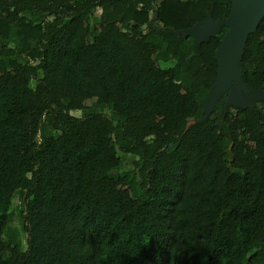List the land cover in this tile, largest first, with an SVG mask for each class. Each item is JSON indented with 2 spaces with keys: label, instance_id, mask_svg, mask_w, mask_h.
Masks as SVG:
<instances>
[{
  "label": "trees",
  "instance_id": "obj_1",
  "mask_svg": "<svg viewBox=\"0 0 264 264\" xmlns=\"http://www.w3.org/2000/svg\"><path fill=\"white\" fill-rule=\"evenodd\" d=\"M230 13L0 0V264H264V102L199 121L228 28L187 33ZM240 70L264 93V17Z\"/></svg>",
  "mask_w": 264,
  "mask_h": 264
},
{
  "label": "water",
  "instance_id": "obj_2",
  "mask_svg": "<svg viewBox=\"0 0 264 264\" xmlns=\"http://www.w3.org/2000/svg\"><path fill=\"white\" fill-rule=\"evenodd\" d=\"M229 1L231 3V13L226 21H213L209 19L210 24H206L207 20L203 24L194 26L187 31L196 40L199 35H203L202 40L205 39L203 40L205 42L209 37L219 32L223 26L228 28V33L223 38L216 53L218 63L216 83L213 86L211 95L206 101L204 115L199 121L207 119L211 114L218 99L222 96L220 95L221 91H223L222 94H226L227 90L229 91L231 87L249 94L256 102H264V93L245 85L242 81L240 70V61L246 38L255 31L260 20L264 17V0ZM202 28H204V31H202ZM190 124H195V122Z\"/></svg>",
  "mask_w": 264,
  "mask_h": 264
},
{
  "label": "rangeland",
  "instance_id": "obj_3",
  "mask_svg": "<svg viewBox=\"0 0 264 264\" xmlns=\"http://www.w3.org/2000/svg\"><path fill=\"white\" fill-rule=\"evenodd\" d=\"M160 1L161 0H155V4L158 5ZM209 1L212 2V0H209ZM152 18H153V15H152ZM44 20H46L45 16H41L38 19H36L37 22H41ZM206 24H210V21L208 20L206 22ZM202 31H204V28H202ZM202 38H203V35H199L197 38V41L200 42L202 40ZM203 40H205V39H203ZM18 60L20 62H24V60L22 58H18ZM150 63L152 65L155 64V62L153 60H151ZM222 93H223V91H221L220 95H222V96L218 99L216 105L219 104L220 108L224 109L225 111H228L230 109V107H232V106H238L241 108H245V107L254 106L257 103L252 96H250L249 94H247L245 92L244 93L240 92V91L236 90L234 87H231L229 89V91L227 90L226 94L225 93L222 94ZM122 160L126 164V166L129 167L130 164L134 161V158H131L128 155H124L122 157Z\"/></svg>",
  "mask_w": 264,
  "mask_h": 264
}]
</instances>
